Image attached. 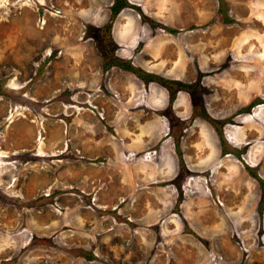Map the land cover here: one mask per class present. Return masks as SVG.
Returning a JSON list of instances; mask_svg holds the SVG:
<instances>
[{"label": "rangeland", "instance_id": "rangeland-1", "mask_svg": "<svg viewBox=\"0 0 264 264\" xmlns=\"http://www.w3.org/2000/svg\"><path fill=\"white\" fill-rule=\"evenodd\" d=\"M125 1L0 0V264H264V0Z\"/></svg>", "mask_w": 264, "mask_h": 264}, {"label": "trees", "instance_id": "trees-1", "mask_svg": "<svg viewBox=\"0 0 264 264\" xmlns=\"http://www.w3.org/2000/svg\"><path fill=\"white\" fill-rule=\"evenodd\" d=\"M130 6L129 3H127V1L125 0H114L113 5H112V19H115L116 16L125 8ZM111 25V24H110ZM119 63V64H118ZM122 63H120V59H118L115 62V65H119L121 66L122 69L125 70H130L131 72L135 73L146 85L151 83V82H158L163 86H167V81L163 80L161 77H159L158 75L155 74H149L147 72H144L138 68H135L133 65V67L130 65H124L123 66H128V67H123L121 65ZM170 85V84H169ZM180 87H185V84L179 83ZM168 88V86H167ZM6 199V201H10L8 200L6 197H4Z\"/></svg>", "mask_w": 264, "mask_h": 264}]
</instances>
